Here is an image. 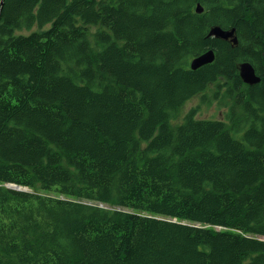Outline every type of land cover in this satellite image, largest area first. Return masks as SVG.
Segmentation results:
<instances>
[{"label":"trees","instance_id":"obj_1","mask_svg":"<svg viewBox=\"0 0 264 264\" xmlns=\"http://www.w3.org/2000/svg\"><path fill=\"white\" fill-rule=\"evenodd\" d=\"M0 264H264V0H0Z\"/></svg>","mask_w":264,"mask_h":264},{"label":"water","instance_id":"obj_2","mask_svg":"<svg viewBox=\"0 0 264 264\" xmlns=\"http://www.w3.org/2000/svg\"><path fill=\"white\" fill-rule=\"evenodd\" d=\"M4 0H2L3 5ZM197 14H203L204 8L198 4L196 7ZM207 38H217L223 39L226 41H231L233 44H238V37L236 35V28H232L230 30H225L220 26H213ZM216 59V53L213 49H209L203 54L195 57L191 63L190 68L193 71H196L206 65L212 64ZM239 75L244 83L248 85H257L261 83L262 78L256 73L254 66L250 62H243L239 66ZM9 188L18 190V191H27V188H22L21 186H17L15 184H9Z\"/></svg>","mask_w":264,"mask_h":264},{"label":"rangeland","instance_id":"obj_3","mask_svg":"<svg viewBox=\"0 0 264 264\" xmlns=\"http://www.w3.org/2000/svg\"><path fill=\"white\" fill-rule=\"evenodd\" d=\"M199 96L193 98L190 102H188L185 106V111H188L190 107H194L200 105ZM225 109H220L217 103H213L211 105L203 104L201 107V111L199 112L198 117L202 119H224L225 118Z\"/></svg>","mask_w":264,"mask_h":264},{"label":"flooded vegetation","instance_id":"obj_4","mask_svg":"<svg viewBox=\"0 0 264 264\" xmlns=\"http://www.w3.org/2000/svg\"><path fill=\"white\" fill-rule=\"evenodd\" d=\"M197 7V6H196ZM204 8V7H203ZM196 11V10H195ZM204 11H205V9H204ZM199 15H201V14H199ZM254 86V85H253Z\"/></svg>","mask_w":264,"mask_h":264}]
</instances>
